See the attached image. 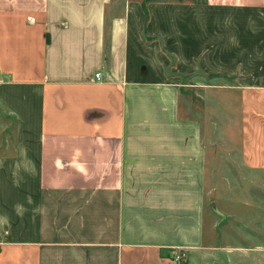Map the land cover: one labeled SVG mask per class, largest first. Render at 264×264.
<instances>
[{"label":"crops","instance_id":"1","mask_svg":"<svg viewBox=\"0 0 264 264\" xmlns=\"http://www.w3.org/2000/svg\"><path fill=\"white\" fill-rule=\"evenodd\" d=\"M199 74L233 81L264 175V0H0V264L236 255L207 233L203 125L180 114Z\"/></svg>","mask_w":264,"mask_h":264},{"label":"rangeland","instance_id":"2","mask_svg":"<svg viewBox=\"0 0 264 264\" xmlns=\"http://www.w3.org/2000/svg\"><path fill=\"white\" fill-rule=\"evenodd\" d=\"M190 79L194 82L182 90L180 114L203 125L209 157L207 233L219 236L221 244L241 247L236 255L223 254L212 262L264 264V175H251L242 164L241 110L233 81L202 74Z\"/></svg>","mask_w":264,"mask_h":264},{"label":"built area","instance_id":"3","mask_svg":"<svg viewBox=\"0 0 264 264\" xmlns=\"http://www.w3.org/2000/svg\"><path fill=\"white\" fill-rule=\"evenodd\" d=\"M97 78H100V74L97 75ZM185 256H186V255L183 254V253H175L174 259H175V261H177V262H181Z\"/></svg>","mask_w":264,"mask_h":264}]
</instances>
